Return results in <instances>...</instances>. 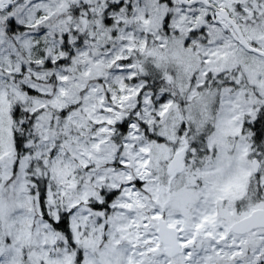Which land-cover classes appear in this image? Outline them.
<instances>
[{"label": "clouds", "instance_id": "9594fccd", "mask_svg": "<svg viewBox=\"0 0 264 264\" xmlns=\"http://www.w3.org/2000/svg\"><path fill=\"white\" fill-rule=\"evenodd\" d=\"M0 264H264V0H0Z\"/></svg>", "mask_w": 264, "mask_h": 264}]
</instances>
